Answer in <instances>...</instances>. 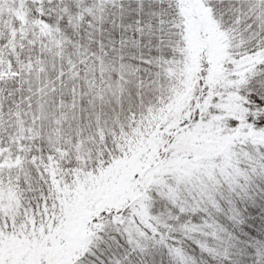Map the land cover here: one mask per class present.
Masks as SVG:
<instances>
[{
    "label": "snow or ice",
    "instance_id": "6c2138e0",
    "mask_svg": "<svg viewBox=\"0 0 264 264\" xmlns=\"http://www.w3.org/2000/svg\"><path fill=\"white\" fill-rule=\"evenodd\" d=\"M0 264H264V0H0Z\"/></svg>",
    "mask_w": 264,
    "mask_h": 264
}]
</instances>
